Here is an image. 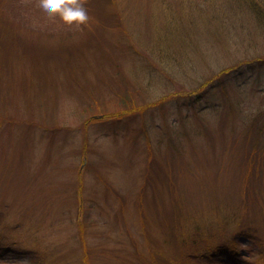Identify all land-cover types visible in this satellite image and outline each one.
I'll list each match as a JSON object with an SVG mask.
<instances>
[{
	"label": "rangeland",
	"instance_id": "374dc122",
	"mask_svg": "<svg viewBox=\"0 0 264 264\" xmlns=\"http://www.w3.org/2000/svg\"><path fill=\"white\" fill-rule=\"evenodd\" d=\"M246 1L86 0L70 31L0 0V264H264V0Z\"/></svg>",
	"mask_w": 264,
	"mask_h": 264
},
{
	"label": "clouds",
	"instance_id": "9594fccd",
	"mask_svg": "<svg viewBox=\"0 0 264 264\" xmlns=\"http://www.w3.org/2000/svg\"><path fill=\"white\" fill-rule=\"evenodd\" d=\"M86 0H38L37 6L51 21H59L70 31L89 23Z\"/></svg>",
	"mask_w": 264,
	"mask_h": 264
},
{
	"label": "trees",
	"instance_id": "16d2710c",
	"mask_svg": "<svg viewBox=\"0 0 264 264\" xmlns=\"http://www.w3.org/2000/svg\"><path fill=\"white\" fill-rule=\"evenodd\" d=\"M243 1L245 3L247 2L246 0H243ZM98 117H96V118H98ZM237 220H238V222H242V223H239L240 228L238 230H236V231H238L236 233V235H233L234 240L237 239V241H240V240H238L239 238L245 239V241H247V245H250L251 243H256V241H258L257 239H259V237H258L259 235H258V231L256 230L257 229L256 226L251 225L250 222L248 220H246V218H239ZM220 250H221V248L219 249L216 247L209 249V253H206V254H208L207 257L211 258V259L212 258L221 259L222 254L220 253ZM225 253H227V255L229 257H231V259H232L233 255L235 256L236 252L233 253L232 250L226 249ZM195 254H197V252H195L193 254L191 253L190 256L188 257V259H190ZM238 256H239V254H238Z\"/></svg>",
	"mask_w": 264,
	"mask_h": 264
}]
</instances>
